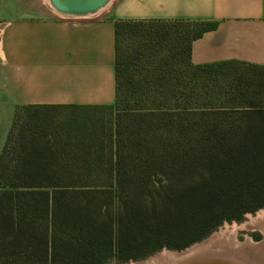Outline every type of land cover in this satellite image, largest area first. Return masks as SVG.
I'll return each instance as SVG.
<instances>
[{
    "label": "trees",
    "instance_id": "obj_1",
    "mask_svg": "<svg viewBox=\"0 0 264 264\" xmlns=\"http://www.w3.org/2000/svg\"><path fill=\"white\" fill-rule=\"evenodd\" d=\"M217 24L115 23L116 101L95 108L114 115L107 140L50 132L54 107L16 111L0 153V264L145 260L264 208V67L193 65L192 42Z\"/></svg>",
    "mask_w": 264,
    "mask_h": 264
},
{
    "label": "crops",
    "instance_id": "obj_2",
    "mask_svg": "<svg viewBox=\"0 0 264 264\" xmlns=\"http://www.w3.org/2000/svg\"><path fill=\"white\" fill-rule=\"evenodd\" d=\"M150 20L218 23L192 42L195 66L264 67V0H108L85 13L54 0H0V116L12 125L26 106H113L115 23ZM10 128L0 130V152Z\"/></svg>",
    "mask_w": 264,
    "mask_h": 264
},
{
    "label": "rangeland",
    "instance_id": "obj_3",
    "mask_svg": "<svg viewBox=\"0 0 264 264\" xmlns=\"http://www.w3.org/2000/svg\"><path fill=\"white\" fill-rule=\"evenodd\" d=\"M47 113L49 117L48 130H50V132L54 131L56 133H62L64 131V128L62 127L64 126H67L66 129H68L69 131L76 130L78 126H83V127L87 126V127H90V130L94 129L95 127L96 131L93 132L94 135L97 134L98 137L100 138L102 136H105L104 137L105 140H107L108 138V134L110 132L109 129L111 127V123L113 121V116H114L110 112V110L90 109V108H83V109L57 108V109H50L47 111ZM23 117L24 115L21 116V122H22ZM10 119L11 117H9L5 113L0 116V126H1L0 130L2 131L9 130L10 125H11V122L9 123ZM55 138L56 137H54V135L52 134L51 139L56 140ZM70 138H75V136H70ZM262 211H264V208L258 210L257 212L253 214L245 215L244 219L241 222H233L231 224L224 223L217 230H215L211 235H213L215 232H221L222 230L226 228L230 229L234 226H241L249 222L250 217H253L254 222L261 224L264 221V219L260 220L261 218L260 212ZM260 229L262 228H259L258 226L250 227L246 229H239L236 231V240L244 246L243 249L246 252L250 253L249 255L256 260L257 264H264V230L262 229L261 231ZM247 239H249L254 245H251L250 243L249 244L246 243ZM217 244L219 245V243ZM227 244L229 243H226V245ZM224 245H220V246H224ZM140 261H143V260H140ZM132 262H138V261H131L125 264H130ZM111 264H116V263L112 262Z\"/></svg>",
    "mask_w": 264,
    "mask_h": 264
},
{
    "label": "bare ground",
    "instance_id": "obj_4",
    "mask_svg": "<svg viewBox=\"0 0 264 264\" xmlns=\"http://www.w3.org/2000/svg\"><path fill=\"white\" fill-rule=\"evenodd\" d=\"M260 213H261L260 220H263L264 211ZM253 220H254L253 217H250V221L241 226H234L230 229L226 228L222 230L221 232H215L205 242L199 245H195L181 253L163 251L146 260L132 262L130 264H181L186 261L192 260L193 258L197 256V254L203 253V252L226 253L231 256L242 258L246 255L247 252L243 249L244 246L236 240V231L239 229H246V228L257 227V226L264 230V221L261 224H259V223L254 222ZM262 229L260 230L262 231ZM217 243H219V245ZM226 243H229V244L226 245ZM246 243L248 244L250 243L251 245H254L249 239L246 240ZM220 245H224V246H220Z\"/></svg>",
    "mask_w": 264,
    "mask_h": 264
},
{
    "label": "water",
    "instance_id": "obj_5",
    "mask_svg": "<svg viewBox=\"0 0 264 264\" xmlns=\"http://www.w3.org/2000/svg\"><path fill=\"white\" fill-rule=\"evenodd\" d=\"M55 4L61 8L62 10H65L67 12H75V13H85V12H93L97 9H99L102 5L106 3L108 0H54ZM211 237H207L206 239L202 240L199 243H195L192 246L181 250V251H173L164 249L160 252H157L156 254L152 255L155 256L158 253H161L163 251L166 252H183L195 245H199L206 240H208ZM248 248V247H247ZM248 253V252H247ZM242 257L238 258L236 256H231L226 253H216V252H203L197 254L195 258L192 260L186 261L181 264H257L254 261V258H252L248 253ZM151 257V256H150ZM149 258V257H148Z\"/></svg>",
    "mask_w": 264,
    "mask_h": 264
}]
</instances>
